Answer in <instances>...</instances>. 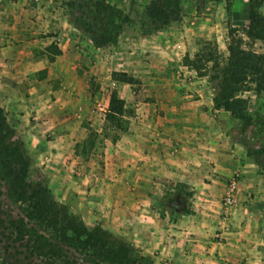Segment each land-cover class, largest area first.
<instances>
[{
  "label": "rangeland",
  "instance_id": "1",
  "mask_svg": "<svg viewBox=\"0 0 264 264\" xmlns=\"http://www.w3.org/2000/svg\"><path fill=\"white\" fill-rule=\"evenodd\" d=\"M68 1L0 0V45L6 43L0 46V69L14 73L11 67L19 58H27L33 65L30 75L23 80L17 74L0 81L2 108L30 160L29 180L45 183L53 198L80 217L87 228L100 226L126 242H130L133 227L127 223L126 215L133 211V201L148 208L145 225L156 228L163 225L162 221L168 226L179 216L192 214L195 205H209L218 218L212 238L222 246L236 205H259L264 240L263 171L246 156L247 147L264 145V125L254 124L243 132L241 124L230 119L225 110L207 107L215 95L216 83L211 78L212 62L206 58L214 52L217 62L225 64L231 29L243 39L245 48L264 54V41H250L244 36L248 26L247 0H229L228 11L225 1L197 4L196 0H180L181 21L168 27L174 28L176 45L170 51L174 60L172 65L167 64L166 81H158L151 72L154 70L148 64L149 58L143 59L150 51L142 44L147 35L141 31V21L150 0H106L130 18L129 23L122 25L118 39L122 41L125 33L131 38L128 44L120 42L98 48L74 22ZM260 13L264 17V4ZM9 43L13 45L8 48ZM140 49L145 54L140 62L128 61L127 57L135 55L134 51L139 54ZM167 65L162 64L163 68ZM8 83L12 91L5 94L3 88ZM172 90L178 96L174 101H164L165 93ZM113 92L124 101V114L117 120L120 126L109 118ZM243 96L249 112L264 123V92L255 94L250 90ZM201 101L202 108L208 110L206 118L179 114L180 107L195 105L200 109ZM149 135L154 145L159 140L166 143V177L158 179L151 172L138 191L119 195L122 205L118 201L112 205L115 193L97 175L117 174L127 182L132 180L133 173L145 172L147 168L138 157L143 148L146 150L144 144L149 143ZM132 139L136 146L130 149ZM186 142L193 146H186ZM236 148L244 158L239 157ZM153 152L157 154L156 149ZM178 155L184 160L180 171L186 175L190 171L194 176L191 184L188 178L177 182L179 170H172L175 165L171 163ZM203 157H208L205 162ZM245 162L250 163L257 178L248 176L243 188L240 182ZM153 172L156 173V167ZM231 179L237 181V192L233 206L225 209L222 200ZM0 185L6 214L12 218L25 216L27 207L9 196L1 173ZM253 213L250 209L251 219ZM135 250L139 254V249ZM70 255L79 263L95 264L75 250L71 249ZM215 260L229 264L221 256L216 255ZM0 264L27 262L6 254L0 241Z\"/></svg>",
  "mask_w": 264,
  "mask_h": 264
},
{
  "label": "trees",
  "instance_id": "2",
  "mask_svg": "<svg viewBox=\"0 0 264 264\" xmlns=\"http://www.w3.org/2000/svg\"><path fill=\"white\" fill-rule=\"evenodd\" d=\"M196 1L197 4L225 1V10H229V0ZM247 4L248 26L244 36L250 41H264V17L260 13L264 0H247ZM67 5L74 22L89 35L96 48L116 45L122 25L130 22L127 15L106 0H69ZM181 18L180 0H150L141 31L150 35L180 22ZM233 32V29L229 31L225 64L217 62L214 52L206 60L212 62L211 78L216 83L213 106L225 110L245 132L254 124L264 125L249 112L248 101L243 96L250 90L255 94L264 92V54L245 48L243 39ZM109 113L110 120L119 125L117 120L124 114V101L115 92L109 99ZM246 156L253 159L264 176V145L247 147ZM29 171L30 160L24 144L0 106V173L7 182L9 196L27 207L25 216L9 217L3 209L0 185V241L6 254L27 264H83L70 255L72 249L95 264H153L148 256L138 254L131 243L100 226L87 228L80 217L53 198L45 183L31 182Z\"/></svg>",
  "mask_w": 264,
  "mask_h": 264
},
{
  "label": "crops",
  "instance_id": "3",
  "mask_svg": "<svg viewBox=\"0 0 264 264\" xmlns=\"http://www.w3.org/2000/svg\"><path fill=\"white\" fill-rule=\"evenodd\" d=\"M172 34H175L174 28H168L150 34L149 36H145V40H143L142 44H145L146 50L150 51L149 56L146 57V55L142 52L143 49H140L141 51L139 54H137V51H134L135 55H130L127 57L128 61L130 60L132 62H140L142 56L145 55L143 56V59L149 58L148 64L151 66L152 70H154L151 72L155 73V77H158V81H166L168 79V77L165 76L168 72L167 64L172 65L174 60V57L170 55V51L174 50L176 45L174 43V36H172ZM130 38L131 36L128 35V33H125V35L122 36V41L118 39L117 44L120 42L128 44L127 41H129ZM5 44L6 43L3 42V45H1L4 47ZM12 45V43H9L7 47H12ZM15 47L18 48L17 45ZM65 58L66 57L62 58V60ZM160 58L161 60H159ZM15 61L16 64L11 67V69H14V73L8 69H0V81L10 80L12 78L11 76L17 74L21 80L25 79L26 75H30L29 73L32 71L33 66L31 60H27V58H19ZM163 63L164 65H167L165 68L162 66ZM159 64H161V66ZM3 76H5V78ZM149 76L150 78L152 77V75ZM3 90L5 94H7L9 91H12L10 83L6 84ZM175 96L178 95H175L174 91L172 90L171 93H165L163 100H166V102H170L172 100L174 101ZM179 96L181 97V94ZM3 98L4 96L0 95V100H3ZM198 104H200V109L194 105L191 107H183L186 108L184 111L182 110L183 108L180 107L181 111L179 114L182 113L191 117L192 115L194 116L199 114L201 117L206 118L208 113L206 108H211L213 103L210 102L209 105L207 103V107L204 108H202L201 105L202 101ZM0 106H3L1 102ZM164 108L168 109L167 105H164ZM147 109L150 110V107ZM172 111L173 113L175 112V110ZM191 120L192 119H190V121ZM189 124L190 123L187 125ZM203 130L208 132L205 129ZM151 137L152 136L148 138V141L151 139ZM153 142L155 141H149L148 144H144L146 150L143 148L142 155L138 157V160L140 158V160L144 162L143 165L145 168H147L144 169V174L142 173L141 175H135L133 173L132 180L127 182H124V177L117 174L109 175L107 172H104L100 175H97V177L100 179L101 177L104 178L107 186L112 188V194L113 192L115 193L112 197V205H116V201L121 204V197L119 195H122L125 192L134 193L139 190L140 186L143 187L144 185L141 184L147 182L146 178H150L149 174L151 172L153 175L157 174L158 177L156 178L158 179L166 177V170L165 167H163L165 162L163 151L165 150L166 143L164 140H159L154 145ZM129 144L130 146L128 148L130 149L136 146L134 139L130 140ZM185 145L193 146L192 142H186ZM154 149H156L157 154L153 152ZM236 150L240 158L245 157L240 155L242 153H240L238 148H236ZM178 156L179 157L173 158V163H171L175 165L172 170H179L177 177L180 179L177 182H185L184 180H187L188 178L189 180L187 182L191 184V178H194V176L192 177V172L190 171H188V175L180 171L183 170V166L180 163L184 162V160L182 159V156ZM207 158L208 157L201 158L202 162H205ZM151 164L153 166L152 168ZM155 167L156 173L153 172ZM241 172L243 178L241 179L242 181L240 183L243 185V188L246 187L245 179L247 180L250 178L256 180L257 178L256 172L253 171L250 163L248 164V162H245ZM172 174L175 176L176 172ZM135 178L136 180L134 182ZM195 185L196 183L193 186ZM147 186L151 188L149 184ZM245 191L246 189H244V192ZM133 202V211L131 213H127L126 215L127 223L130 222L131 226H133L130 228L131 237L128 238V240L134 248L139 249V253L141 255L150 257L153 264H165L166 260L168 261L167 264H221L215 260L216 255L221 256V258L229 264H240V262L243 260L244 264H264V253L262 251L264 240L260 232V228L263 224L260 217V209L258 208L259 205H236L233 216L230 219V231L229 233H226V242L222 246L220 243L215 242L212 238L214 224L218 223V218L215 215V211H212L209 205H195V207L192 208L194 211L192 214L181 215L179 218L173 221L172 224H168V226H166L165 221H162L163 225L156 228L155 225L152 227L145 225L144 217L149 215L147 212L148 208L137 205L139 203L138 201ZM250 209L254 211L253 219H251L248 215ZM255 211H257V213Z\"/></svg>",
  "mask_w": 264,
  "mask_h": 264
},
{
  "label": "built area",
  "instance_id": "4",
  "mask_svg": "<svg viewBox=\"0 0 264 264\" xmlns=\"http://www.w3.org/2000/svg\"><path fill=\"white\" fill-rule=\"evenodd\" d=\"M99 109L101 111L104 110L103 106L99 105ZM237 192V181L235 179H231L228 183V186H227V191L225 193V196L223 197V207L225 209H229L231 208L235 201V194Z\"/></svg>",
  "mask_w": 264,
  "mask_h": 264
}]
</instances>
